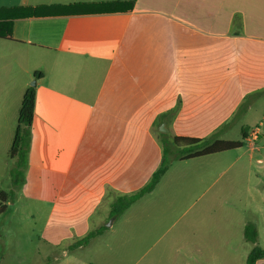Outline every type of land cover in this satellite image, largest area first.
I'll return each mask as SVG.
<instances>
[{"label": "crops", "instance_id": "0c3cea01", "mask_svg": "<svg viewBox=\"0 0 264 264\" xmlns=\"http://www.w3.org/2000/svg\"><path fill=\"white\" fill-rule=\"evenodd\" d=\"M116 1L135 4L129 11H49ZM17 8L44 10L3 21L12 28L10 39H0V106L22 103L35 72L43 73L35 79L32 142L20 190L37 175L53 189V211L62 215L73 209L86 221L109 200L110 219L115 199L141 189L159 167L155 129L161 121L171 119L166 127L175 136L201 138L195 122L223 121L237 106L232 88L264 83V0H0L2 10ZM235 12L244 15L242 34L230 30ZM8 116L0 113V127H8ZM182 121L193 129L181 132ZM252 224L256 245L264 249V233Z\"/></svg>", "mask_w": 264, "mask_h": 264}, {"label": "rangeland", "instance_id": "374dc122", "mask_svg": "<svg viewBox=\"0 0 264 264\" xmlns=\"http://www.w3.org/2000/svg\"><path fill=\"white\" fill-rule=\"evenodd\" d=\"M255 27L249 26L253 32ZM230 30L244 32L241 12H235ZM260 70L264 73V67ZM229 85L219 88V95ZM230 91L240 99L235 109L208 126L195 122L196 131L209 142L241 141L242 148L174 161L155 191L122 217H107V200L86 221L73 209L68 216L53 211V189L37 175H29L25 192L13 189L10 170L16 160L9 154L21 102L8 110L0 106V113L5 110L10 117L8 127L7 122L0 127V193L10 194L0 215V264H246L254 246L244 240L245 224L256 223L264 233V83ZM182 102L183 94L181 109ZM169 120L155 129L161 147L175 137L168 127V132L160 131ZM187 127L182 121L181 132ZM243 129L260 135L243 139ZM101 227H106L104 234L89 246L70 250L76 240ZM260 242L264 246V234Z\"/></svg>", "mask_w": 264, "mask_h": 264}, {"label": "trees", "instance_id": "16d2710c", "mask_svg": "<svg viewBox=\"0 0 264 264\" xmlns=\"http://www.w3.org/2000/svg\"><path fill=\"white\" fill-rule=\"evenodd\" d=\"M134 4V1H116L105 4L78 3L49 8V11L69 14L100 13L107 10L129 11L133 8ZM42 10H44V8H17L12 10L0 9V12L9 11L10 14L5 17L0 16V39L11 38V22L3 21L13 20L18 17L24 18L37 16ZM34 77L35 79H41L43 77V73L35 72ZM35 106L36 88L31 86L26 90L22 99L21 108L18 114L17 129L9 154L11 159L16 160L15 167L10 170V177L12 180L13 189L15 191L20 190L24 186L26 181L25 171L28 167L29 162ZM247 133L248 132L246 130H242L243 139L249 138ZM242 147L243 142L241 141L216 139L213 142H209L208 140L203 138L175 136L171 142H164L162 144L161 163L157 170L153 173L147 184H145L141 189L132 194L121 195L115 199V201L111 205L110 218L122 217L124 213L129 210L134 204L153 193L174 161H184L212 156L240 149ZM9 197L10 194L8 193H0V215H2L6 211L5 203L8 201ZM105 230L106 227H101L100 229H97L95 231H90L83 238L76 240L75 243L70 246V250L89 246L94 239L102 236ZM244 236L248 242L255 244V247L251 250L248 256L246 264H257L258 260L264 259V249L256 245L258 241V229L256 225L248 223L245 226Z\"/></svg>", "mask_w": 264, "mask_h": 264}, {"label": "water", "instance_id": "95a60500", "mask_svg": "<svg viewBox=\"0 0 264 264\" xmlns=\"http://www.w3.org/2000/svg\"><path fill=\"white\" fill-rule=\"evenodd\" d=\"M37 84V81H35L32 86L35 87ZM161 132H168V129L166 128V125H163L162 128L160 129ZM110 226V225H109Z\"/></svg>", "mask_w": 264, "mask_h": 264}, {"label": "built area", "instance_id": "2783aa9c", "mask_svg": "<svg viewBox=\"0 0 264 264\" xmlns=\"http://www.w3.org/2000/svg\"><path fill=\"white\" fill-rule=\"evenodd\" d=\"M257 135H258L257 131H254L252 137H253L254 139H256V136H257Z\"/></svg>", "mask_w": 264, "mask_h": 264}]
</instances>
